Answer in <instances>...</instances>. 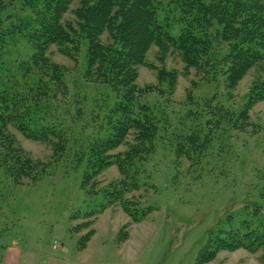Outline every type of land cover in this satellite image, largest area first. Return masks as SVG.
I'll use <instances>...</instances> for the list:
<instances>
[{"label":"rangeland","instance_id":"374dc122","mask_svg":"<svg viewBox=\"0 0 264 264\" xmlns=\"http://www.w3.org/2000/svg\"><path fill=\"white\" fill-rule=\"evenodd\" d=\"M252 1L264 5V0ZM75 8L74 3L63 20L74 21ZM3 20L5 25L10 23L8 17ZM212 35L215 43L199 70L183 73L184 64L177 52L168 53L160 64L155 47L147 52L145 64L137 68L136 85L142 92L150 91L145 101L156 111L160 130L165 133L160 131L163 138L152 152L147 144L140 147L131 132L111 156L123 155L130 147L141 152L133 167L140 187L123 198L128 199L131 212L137 208L139 215L142 207H152V212L138 224L118 204L97 212L106 201L97 193L102 188H115L120 176L117 167L104 169L93 183L84 185L85 162L76 167L72 152L56 154L55 163L34 183V171L30 170L27 177H19L18 185L0 175V264L5 263L10 248L9 257L17 264H27V257L29 264H263L264 247L255 253L220 250L212 260L198 262L210 230H229L257 216L264 220V100L245 109L249 95L264 87V63L250 68L233 89H226L230 43L221 22L214 23ZM26 42L21 39L16 47L22 58L31 55ZM42 61L50 72L51 65L58 66L50 90L56 101L66 104L61 110L73 109L80 90L88 109L92 88L88 85L87 89L82 78L84 49L75 62L50 46ZM59 67L66 71L63 79L58 78ZM162 69L176 72L173 87L167 80L157 81ZM47 77L41 82L49 89ZM64 79L68 94L63 89ZM52 112L54 109L48 114ZM1 127L0 145L10 149L6 166L25 168L33 162L30 156L41 164L33 163L36 168L47 167L53 157L52 141L29 139L10 124L4 125L9 134L6 137ZM89 230L94 234L81 248L79 240Z\"/></svg>","mask_w":264,"mask_h":264},{"label":"trees","instance_id":"16d2710c","mask_svg":"<svg viewBox=\"0 0 264 264\" xmlns=\"http://www.w3.org/2000/svg\"><path fill=\"white\" fill-rule=\"evenodd\" d=\"M74 3V21L63 20ZM9 7L12 10L6 13ZM7 17L10 23L5 25L3 18ZM216 21L221 22L230 43L231 63L225 72L224 87L233 89L250 68L264 63V5L252 0H12L11 3L0 0L1 131L9 137L4 125L10 124L29 139L52 141L53 156L47 167L36 168L34 164H41L27 155L33 161H29V166L10 168L6 166L10 149L0 145V151L4 149L0 152V175L17 184L19 177H27L30 170L34 171L31 178L34 183L55 163L56 154L72 152L73 166L81 167L85 162L84 185L93 183V178L110 166H116L119 171L115 188H102L97 193L106 200L97 212L118 204L134 223L143 220L153 208L142 207L138 215L137 208L135 213L131 212L128 199L123 198L140 187L134 180L138 171L133 167L141 152L130 147L123 155L111 156V151L121 146L131 132L140 147L147 144L152 152L163 138L160 131L165 133L160 130L156 111L145 101L144 96L150 91L142 92L136 85L137 68L145 64L147 52L155 47L160 64L168 53L177 52L184 64L183 73L192 68L201 69L203 57L215 43L212 26ZM21 39H26L32 50L28 58H22L16 50ZM50 46H56L59 53L77 62L79 52L84 49L82 78L87 89L88 85L92 88L88 109L85 94L80 90L72 103L73 109L61 110L66 104L56 101L50 90V80L55 79L58 66L53 64V69L51 65L50 72L42 61ZM59 69L62 71L58 78L63 79L66 71ZM162 70L157 81L167 80L173 87L176 72ZM45 75L49 89L41 82ZM66 85L67 82L63 89L68 94ZM260 100H264L263 86L249 95L246 111ZM51 109L54 112L48 114ZM62 115L65 120H61ZM16 150L21 152L18 147ZM253 220L257 221L254 225ZM93 234L89 230L81 236V248ZM261 247H264V220L257 216L229 230L219 229L217 233L210 230L198 262L212 260L220 250L245 249L255 253ZM261 259L264 264V253Z\"/></svg>","mask_w":264,"mask_h":264},{"label":"crops","instance_id":"0c3cea01","mask_svg":"<svg viewBox=\"0 0 264 264\" xmlns=\"http://www.w3.org/2000/svg\"><path fill=\"white\" fill-rule=\"evenodd\" d=\"M138 223H140V222H137V224H138ZM127 240H129V239H127ZM127 240H126V242H127ZM124 243H125V242H124ZM10 249H12V248H10ZM10 249H9V250L7 251V253H6V256H5V263H4V264H17L16 261L13 262V259H12L11 257H9V256H11V253H10V252H12V251H10ZM7 255H8V256H7ZM26 259H27L26 263L29 264V263H30L29 258L27 257Z\"/></svg>","mask_w":264,"mask_h":264}]
</instances>
